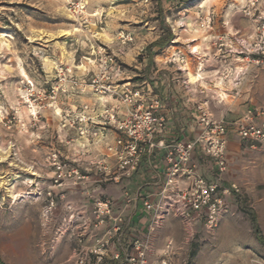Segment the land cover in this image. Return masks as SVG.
Returning a JSON list of instances; mask_svg holds the SVG:
<instances>
[{
    "label": "rangeland",
    "instance_id": "1",
    "mask_svg": "<svg viewBox=\"0 0 264 264\" xmlns=\"http://www.w3.org/2000/svg\"><path fill=\"white\" fill-rule=\"evenodd\" d=\"M68 1L0 0V257L4 264H75L81 250L87 264H132L129 258L136 254L133 241L128 248L110 253L117 234L109 230L104 236L100 233L104 224L95 226L93 208L101 199L94 183L80 185L84 179L76 178L60 186L53 182L54 171L46 159L52 148L71 165L82 162L78 153H71L78 148L77 142L71 141L75 148L68 149L65 141L74 135L62 126L59 112L69 106L78 108L95 96L88 89L65 85L58 89L55 107L49 105L50 90L58 86L56 67H67L77 77L84 69L91 73L98 46H105L124 71L120 76L141 82L145 80L143 70L133 65L142 64L150 41L155 42L150 50L161 44L160 49L150 51L151 58L154 53L167 57L166 65L181 80V69H175L179 66L192 75L197 68L200 73L228 64L223 62L224 48L232 50L237 60L238 51H246L249 44L242 39L253 33L255 21L263 20L264 14V0H83L79 15L68 11ZM247 7L249 14L244 12ZM224 35L232 39L230 46L221 44ZM213 37L215 45L211 44ZM140 46V53L132 54ZM129 55L133 56L131 63ZM151 64L154 67L153 59ZM146 65L151 66L148 60ZM218 81L214 82L221 88ZM37 95L40 108L32 117L29 106ZM243 155L246 164L239 172L243 183L252 191L264 189V142L248 146ZM249 192L244 188L243 205L237 210L251 218ZM175 228L160 257L153 258L157 264L163 257L171 264H210L207 260L212 252L218 253L216 264H223L233 247L229 245L236 241L229 231L222 242L216 229L181 233ZM175 235L184 244L178 249L173 248ZM102 237L108 245L97 261L90 250ZM150 251L146 247L144 264H155L149 259Z\"/></svg>",
    "mask_w": 264,
    "mask_h": 264
},
{
    "label": "built area",
    "instance_id": "2",
    "mask_svg": "<svg viewBox=\"0 0 264 264\" xmlns=\"http://www.w3.org/2000/svg\"><path fill=\"white\" fill-rule=\"evenodd\" d=\"M82 1L69 0L68 11L73 15L83 13ZM253 4L254 1H251L250 5ZM244 12L249 14V8L247 7ZM242 41L243 44L249 43L248 48H245L248 55L256 54L263 56L264 59V19L256 20L253 33ZM94 61H96L95 70H91L90 73L84 69L80 77L72 76L67 67L61 65L56 67L58 86L50 90L49 105L55 107L58 89L65 85L76 87L80 91L88 89L93 92L95 95L93 102H83L78 108L69 106L59 112L62 126L74 135V137L69 136L65 142L76 141L77 150H84L89 144L103 146V153L92 156L87 163L106 180L118 182L123 177H129L137 169L145 147L155 145L154 138L165 131L166 118L161 113L162 103L158 97H150L148 88L131 81L129 77L120 76L124 71L114 56L106 51L105 46H98ZM235 72L236 68L232 65L224 64L215 75L223 80L230 78ZM61 90L66 91L65 88ZM217 97L218 100L223 99L220 94H217ZM40 100L37 95L30 102L32 117L37 116ZM111 100H115L116 103H111ZM121 106L125 107L122 118L119 117ZM195 110V120L201 130L194 138L189 140L176 138L158 142L165 150V183L160 200L156 204L143 202L146 209L155 210L156 216L149 226L150 229H154L164 213H170L186 223H190L195 218H202L204 227L213 231L217 228L222 215L229 211L230 205L226 196L241 192L235 182L219 185V175L226 170L228 123L224 118L213 116L207 100L198 102ZM232 124L240 139L248 146L255 147L256 144L264 142V106L248 107ZM111 128L117 132V135L112 141H108L107 131ZM197 146L215 164L216 178L209 180L195 172L191 163V154ZM46 159L54 171L53 182L58 186L66 179L85 177L80 171V164H69L66 156L62 158V154L56 148L49 151ZM181 182L185 184L182 185ZM111 212L109 198L97 200L93 208L95 226L103 225L107 219L112 218L115 224L110 231H118L123 219L121 216L113 217ZM107 245L108 239H96L90 252L96 255L97 261L102 259ZM132 246L136 254L129 260L132 264H144L146 244L135 239ZM82 253V250L78 251L75 264H87L86 253ZM117 257L118 253H114V258ZM254 262L264 264V259L259 258ZM161 264L171 263L163 257Z\"/></svg>",
    "mask_w": 264,
    "mask_h": 264
},
{
    "label": "crops",
    "instance_id": "3",
    "mask_svg": "<svg viewBox=\"0 0 264 264\" xmlns=\"http://www.w3.org/2000/svg\"><path fill=\"white\" fill-rule=\"evenodd\" d=\"M261 17L264 19V14ZM221 37L224 41L221 44L225 46L231 45L232 39L228 35ZM212 40L211 44L215 45L216 38L213 37ZM143 43L145 42L143 41ZM148 43L151 44L152 42L149 41ZM140 47L134 49L132 54L134 52L136 53L134 55L139 54V51L143 48ZM156 47L160 49L161 44L159 43ZM156 47H152L151 50L154 52ZM151 50H149L148 55L147 51H145L142 56V64L138 63V66L133 65L138 71L142 69L141 74L145 76V80L135 82L148 88L150 97L156 96L161 100V113L166 118V128L162 134L154 138L155 145L153 147H145L137 169L129 177H123L118 182L106 180L104 176L87 163L92 156L103 153V146L89 144L84 150L80 149L78 152L74 143L72 144L71 141L68 143L69 150L75 148L73 149L74 152H70L74 154L78 153V157L82 159L79 168L85 177L79 184H85V182L88 184L94 183L95 189L97 191L100 189V196L98 198H109L111 200V213L113 217L121 216L123 219L120 229L112 232L117 235L115 237L116 241L112 242L110 253H113V250H122L124 246L128 248L133 240L139 239L146 244L149 250H152L150 251L149 259H157L166 246L167 236L169 234L174 235V230H177L176 226L179 230L181 229V233L186 230L197 233V231L205 229L202 218H195L186 224L179 218L175 219L174 217L176 216L170 213H164L158 224L154 226V229H150L149 226L156 216L155 210L146 209L143 206V202L148 201L156 204L160 200V194L164 187L165 150L158 142L176 138L185 140L194 138L201 130L200 125L195 120V106L198 102L207 100L213 116L215 118H224L229 127L226 135V170L219 175V185L224 186L235 182L239 185L241 191L239 194L226 196L230 208L227 214L222 215L216 228V235L218 234V238L222 242H225L223 237H225L226 231L236 236V241H233L229 245L230 247L233 245L230 248L232 249L231 253L228 257H224L222 261L223 264H257L254 260L259 258L264 259V189H254L252 191L249 187L245 186L240 178L239 172L242 168H245L244 165L246 164V161L241 160V156H244L243 154L248 149V145L240 139L232 123L242 116L248 107L264 106L263 56L256 54L248 55L246 51H244L245 53L238 51L240 54L236 60L234 57L236 55L232 53V50L227 48L222 49L224 53L222 54V58H225L223 62H228L233 68H236V72L230 78L218 81L219 84L222 83V87L220 88L214 82L217 78H213V76L224 65L200 73H198L199 68L193 70L195 73L192 75H200L201 77L198 81L188 80V68L179 66L175 69H181L179 74H181L180 78L182 79L180 80L176 76L177 72H173L166 65V62L170 60L160 53H154L151 58ZM181 53V51H177L179 56H182ZM125 55L127 57V54ZM198 55L199 52L194 57ZM70 58L72 60L73 56ZM128 59L131 63L133 56L131 55ZM152 59L155 61L154 67L151 64ZM147 60L149 65H151L150 67L146 65ZM236 73L238 75L235 76ZM201 79H205V81L199 82ZM220 90H222L221 93ZM217 94H220L223 99L218 100ZM90 99L85 102L94 101V97ZM110 102L116 103L115 100H111ZM124 112L125 107L121 106L119 109L120 118L123 117ZM116 135L117 132L115 130L109 129L107 131V140L112 141ZM191 163L194 165V170L197 174L209 180L216 178L217 170L215 164L202 152L199 146L191 154ZM181 184L184 185L185 182H181ZM244 188L246 191H250L249 196L251 195L253 206V222L248 215L237 210L239 205H243ZM114 224L115 222H113L112 218L107 219L104 225L101 226L100 233L106 236L105 234L111 230ZM154 230L155 232L152 234ZM174 237V249H178L181 245H184L176 235ZM220 240L217 241L216 245L221 243ZM217 256L218 253L212 252L207 261L210 264H216ZM104 259L106 260V257ZM154 259L152 261L157 264V261Z\"/></svg>",
    "mask_w": 264,
    "mask_h": 264
},
{
    "label": "bare ground",
    "instance_id": "4",
    "mask_svg": "<svg viewBox=\"0 0 264 264\" xmlns=\"http://www.w3.org/2000/svg\"><path fill=\"white\" fill-rule=\"evenodd\" d=\"M93 14H96V13L94 12ZM75 30H77V28H75ZM196 50H197L196 48L193 49V51H196ZM200 78H201L200 75H198V76L190 75L189 80L190 81H198Z\"/></svg>",
    "mask_w": 264,
    "mask_h": 264
},
{
    "label": "trees",
    "instance_id": "5",
    "mask_svg": "<svg viewBox=\"0 0 264 264\" xmlns=\"http://www.w3.org/2000/svg\"><path fill=\"white\" fill-rule=\"evenodd\" d=\"M155 44V42H153V43H151V44H149L145 49H146V51L147 52H149V50H150V47L152 46V45H154ZM251 220H252V222L254 221V218H253V216L251 215ZM0 264H4V262H3V260L1 259V257H0Z\"/></svg>",
    "mask_w": 264,
    "mask_h": 264
}]
</instances>
